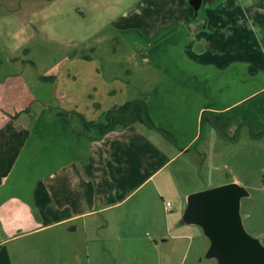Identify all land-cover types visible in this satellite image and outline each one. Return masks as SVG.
<instances>
[{
    "label": "crops",
    "instance_id": "0c3cea01",
    "mask_svg": "<svg viewBox=\"0 0 264 264\" xmlns=\"http://www.w3.org/2000/svg\"><path fill=\"white\" fill-rule=\"evenodd\" d=\"M175 3L173 19L144 37L145 71L154 79L139 88L109 68L108 79L96 69L97 84L63 80L58 96L44 95L47 74L27 83L0 60V264H53L41 248L59 243L56 262L86 264L89 242L128 240L140 229L161 235L186 196L203 189L197 172L190 187L169 167L181 160L199 170L219 142L255 117L242 105L264 92V0ZM137 98L148 100L151 120L170 137L139 123L99 138L83 132L84 121ZM248 126L252 135L259 123ZM43 232L45 242L37 239Z\"/></svg>",
    "mask_w": 264,
    "mask_h": 264
},
{
    "label": "rangeland",
    "instance_id": "374dc122",
    "mask_svg": "<svg viewBox=\"0 0 264 264\" xmlns=\"http://www.w3.org/2000/svg\"><path fill=\"white\" fill-rule=\"evenodd\" d=\"M175 2L177 0H0V60L7 63V68L15 66L27 83L36 80L37 75L47 74L50 86L49 89L44 86V95H49L50 90V94L58 96L63 80L97 84L99 77L95 71L108 79L112 72L107 71L109 68L115 70L113 76L128 79L129 84L139 88L150 82L149 77L154 79L151 74L154 72L145 71L150 61H146L143 52L144 37L157 32L165 20L173 19ZM126 69L133 72L126 73ZM29 89L38 92L35 94L41 91L34 83ZM135 90L129 89L130 98L136 96ZM242 107L248 116L255 115L251 117L253 120L248 119L238 131L239 135L230 141L219 142L218 150L205 156L199 170L191 172L181 160L169 169L178 168L190 187H193L192 175L197 179L198 173L203 179L199 187L203 189L230 183L235 177L248 193L240 200L243 226L264 246V92ZM251 123L261 125L254 127L252 135L248 126ZM203 124L207 134L211 130L209 119L203 120ZM181 215L154 238L140 229L127 232L128 240L89 242L86 249L89 257L85 263L217 264L215 258L206 256L209 241L201 228L180 224ZM46 234H38L37 239L45 242ZM118 234L123 236L122 232ZM49 246L41 248L43 255L53 257V264H62L60 256L59 263L56 262V255L61 254L60 243L59 248ZM30 254V258L38 261L42 257L40 252Z\"/></svg>",
    "mask_w": 264,
    "mask_h": 264
},
{
    "label": "water",
    "instance_id": "95a60500",
    "mask_svg": "<svg viewBox=\"0 0 264 264\" xmlns=\"http://www.w3.org/2000/svg\"><path fill=\"white\" fill-rule=\"evenodd\" d=\"M246 189L236 182L191 192L179 223L201 228L209 241L207 257L217 264H264V246L244 228L240 200Z\"/></svg>",
    "mask_w": 264,
    "mask_h": 264
},
{
    "label": "trees",
    "instance_id": "16d2710c",
    "mask_svg": "<svg viewBox=\"0 0 264 264\" xmlns=\"http://www.w3.org/2000/svg\"><path fill=\"white\" fill-rule=\"evenodd\" d=\"M41 78H47L42 76ZM149 102L145 98L125 101L104 111L97 121H84L83 132L90 137H101L117 127H125L132 123H140L147 129L161 132L170 137L169 133L155 125L148 114Z\"/></svg>",
    "mask_w": 264,
    "mask_h": 264
},
{
    "label": "built area",
    "instance_id": "2783aa9c",
    "mask_svg": "<svg viewBox=\"0 0 264 264\" xmlns=\"http://www.w3.org/2000/svg\"><path fill=\"white\" fill-rule=\"evenodd\" d=\"M167 205H169V203L167 202Z\"/></svg>",
    "mask_w": 264,
    "mask_h": 264
}]
</instances>
